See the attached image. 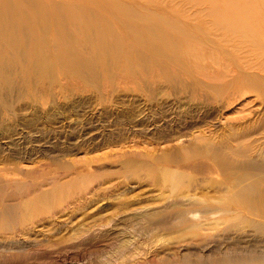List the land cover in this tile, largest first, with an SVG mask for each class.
Listing matches in <instances>:
<instances>
[{
    "label": "rangeland",
    "instance_id": "1",
    "mask_svg": "<svg viewBox=\"0 0 264 264\" xmlns=\"http://www.w3.org/2000/svg\"><path fill=\"white\" fill-rule=\"evenodd\" d=\"M20 1L46 12H0V27L30 20L0 38V264H264L250 223L264 209V58L214 29L203 0ZM191 29L242 93L173 72ZM198 136L247 142L257 159L208 144L229 162L221 177L209 158L189 159ZM166 152L171 163L152 165ZM163 169L196 182L176 187Z\"/></svg>",
    "mask_w": 264,
    "mask_h": 264
},
{
    "label": "bare ground",
    "instance_id": "2",
    "mask_svg": "<svg viewBox=\"0 0 264 264\" xmlns=\"http://www.w3.org/2000/svg\"><path fill=\"white\" fill-rule=\"evenodd\" d=\"M15 2L14 3H12V4H10V3H7L5 0H0V12L2 13V15H10L11 13H15V11H25L28 15H27V18H28V16L30 17V19H31V17L33 18V16L34 15H38L39 13H44V12H46L45 10L46 9H44L43 7L44 6H42L41 4H39V6L37 5V6H31L30 4H28L27 2H25V5H24V3H21V1L20 0H14ZM197 2L198 1H200V0H196ZM203 1H206V2H208V5H209V9H208V13H207V16L209 17V23H210V25L214 28V29H216V30H219V32L221 31L222 32V34L224 35V36H226V37H235L236 39H237V46H240V48L242 47V49L244 48L245 49V47L246 48H248V50H249V52L248 53H252V54H254L255 56H254V58L257 56L258 58H264V0H221L220 1V3H216V1L215 0H203ZM42 3V2H41ZM48 12V11H47ZM127 12V11H126ZM49 15H50V13H49ZM129 15V14H128ZM7 18V17H6ZM10 18V17H9ZM126 18V17H125ZM127 18H129V16L127 17ZM134 18V17H133ZM14 19V18H13ZM16 19H19V18H16ZM15 19V20H16ZM32 20V19H31ZM7 21H8V18H7ZM12 21V20H11ZM27 21H30V20H27L26 18L23 20H21V18L19 19V20H17V21H14V22H10V21H8L7 22V24L6 25H4L3 27H0V38H3V37H5V36H7L8 35V33H9V31L10 30H12V29H14V28H20V27H22V28H25V27H28V22ZM9 22H10V24H9ZM32 22H33V20H32ZM11 23H12V25H11ZM120 23H122L123 24V26H126V24H125V22L123 21V20H121L120 21ZM26 24H27V26H26ZM6 26V27H5ZM169 27V26H168ZM171 28H173V27H171ZM200 28V26H198V28H196V29H198L199 31L201 30V28ZM5 30V31H4ZM192 30V32H193V30L195 31V29H191ZM198 31V32H199ZM4 33V34H3ZM202 33H203V31H202ZM180 34V33H179ZM195 34L197 35V33H196V31H195ZM203 35H204V33H203ZM180 36H182V39L180 40V41H178V42H181V50L180 51H182L181 52V54H182V58H183V60L179 63H176V62H174L173 60H171V64L170 65H172V67H171V69L172 70H174L173 72H175L176 73V71H175V69H176V67L175 66H177V69H178V67H180V71H186V73H188V74H192V72L194 71L195 72V74L196 75H199L200 77L202 76V78L204 77L205 78V80H209V82L211 81L212 82V84H213V82H216V84H215V86L217 85V82H218V84H220V83H222L221 81L222 80H224L225 79V77H227L226 76V74L230 71V69H228L227 68V71H226V67H228V66H226L227 64H225V66L223 65H221V64H223V63H228V62H226L227 60L225 59V58H227L229 55H230V52L228 53L229 55H227V57H226V54H224L223 55V51H222V49H221V53H220V55L222 54L223 56H222V60H223V58L226 60L225 62H223V63H220L221 62V60H217V58H215L217 55H218V46L216 47L217 48V51L215 50L214 52H217V53H215L216 55L215 56H213L212 55V53L211 52H213V50H211L210 51V53L209 52H207V53H205L204 52V49L202 50V47H201V49L199 48L200 46L196 43V41L199 43V42H202V45L203 46H205V44H208L207 43V39L205 38V37H202L201 36V34L200 35H197L198 36V39H199V37L201 36V38H205L206 40V42L203 40H199L198 41V39H196L195 38V35L193 34V33H186L185 31L184 32H181V34H180ZM223 36V37H224ZM99 37H102V36H99ZM134 38V37H133ZM133 38H131V39H133ZM181 38V37H180ZM179 38V39H180ZM234 38V39H235ZM226 39V38H225ZM232 40V39H231ZM134 43H136L137 42V39L136 40H132ZM228 42H230V41H228ZM211 43V42H210ZM235 43V42H234ZM197 44V45H196ZM200 44V43H199ZM201 45V44H200ZM9 46H11V45H9L8 44V47ZM165 46H169V48H170V44L169 45H166V43H165ZM198 46V47H197ZM214 46H215V44H214ZM214 46H212L211 48H213ZM220 46V45H219ZM35 47H37V46H35ZM35 47H34V49H35ZM206 47V46H205ZM222 47H224V46H222ZM221 46L219 47V48H222ZM229 47H233V46H229ZM206 48H208V47H206ZM215 48V47H214ZM240 48H238V49H240ZM168 49V48H167ZM166 49V50H167ZM210 49V48H209ZM234 49V48H233ZM232 49V50H233ZM241 49V50H242ZM169 51H172V53H173V50H172V48H171V50L170 49H168ZM208 50V49H207ZM236 50V49H235ZM209 51V50H208ZM230 51V50H229ZM174 52H176L178 55H179V60H180V54L177 52V51H174ZM225 52V51H224ZM233 52V51H232ZM244 52V51H243ZM246 52V51H245ZM169 53V52H168ZM171 53V55H173ZM175 53V54H176ZM241 53V52H240ZM247 53V52H246ZM245 54V53H244ZM243 54V55H244ZM219 55V56H220ZM246 55V54H245ZM244 55V56H245ZM218 56V57H219ZM172 57H174V56H172ZM171 57V58H172ZM248 57V56H247ZM253 56H251V58H252ZM175 58H177V55H176V57ZM220 58V57H219ZM243 58V57H242ZM258 58H257V60H258ZM232 59V58H231ZM230 59V60H231ZM246 59V58H245ZM245 59H243V60H245ZM253 59V58H252ZM175 60H177V59H175ZM229 60V61H230ZM255 60V59H254ZM178 61V60H177ZM207 61V62H206ZM263 61V60H262ZM261 61V59H260V63H262V65H263V63L264 62H262ZM203 62H205L206 64H203ZM231 62V61H230ZM248 62V61H247ZM235 63V62H234ZM233 62H231L230 64L232 65V64H234ZM179 64V65H178ZM246 64V63H245ZM259 64V63H258ZM261 65V66H262ZM181 66L184 68V69H182L181 70ZM212 66H214V68L215 69H213L212 68ZM236 66V65H235ZM175 67V68H174ZM207 67V68H206ZM229 67H231V66H229ZM233 68H234V66H232ZM231 67V68H232ZM237 68L239 67V69L238 70H241L240 69V67L241 66H236ZM212 68V69H211ZM259 68H261V67H259ZM258 68V69H259ZM235 69V68H234ZM250 69V68H249ZM263 68H261L260 70H262ZM171 70V71H172ZM229 70V71H228ZM233 70V69H232ZM230 71V77H231V72L233 73V72H235V71ZM237 70V71H238ZM248 70V69H247ZM170 71V72H171ZM226 71V72H225ZM242 71V70H241ZM244 72H245V70H243ZM242 71V74L244 73ZM172 72V74H174ZM182 72V73H183ZM262 72H264L263 70H262ZM235 73H237V72H235ZM238 73H240V71H238ZM246 73V72H245ZM234 74V73H233ZM183 75V74H182ZM228 75V74H227ZM239 75V74H238ZM237 75V77H240V78H242L241 77V75L240 76H238ZM245 75V74H244ZM170 76V75H169ZM174 76H175V74H174ZM188 76V75H187ZM190 76V75H189ZM229 76V75H228ZM236 77V78H237ZM246 76H243V79L245 78ZM193 77L191 76V79H192ZM187 79H190V78H187ZM195 79V78H194ZM193 79V80H194ZM197 79V78H196ZM195 79V80H196ZM232 80L230 81L229 80V82H225V81H228V80H225V81H223V85H222V87H221V89L223 88V90H225L226 91V88L228 89L229 87H234V90L236 89V88H238L239 89V85H240V83L242 82L241 80L242 79H240V80H238L237 82H236V80H235V78H233V76H232V78H231ZM238 79V78H237ZM246 79V78H245ZM244 79V80H245ZM199 80V79H198ZM220 82V83H219ZM247 82V81H246ZM253 82V81H252ZM255 82H256V80H255ZM255 82H253L254 84H256ZM243 83V82H242ZM241 83V84H242ZM250 83V82H249ZM252 83V86H250V89L252 90V91H255L256 93L258 92V91H256L257 89V84H260V83H258L257 82V84H256V86H254V84ZM248 85H250V84H248ZM241 86H244V84H242ZM241 86H240V89H241ZM259 86H261V85H259ZM208 87H211V86H208ZM216 87H218V86H216ZM219 87H220V85H219ZM247 87V86H246ZM252 87V88H251ZM256 87V88H255ZM249 88V87H248ZM213 89H214V85H213ZM240 89L239 90H237L236 89V91H238V92H241L242 93V91H240ZM246 89V88H245ZM263 90H264V88H262ZM262 89H260L261 91L259 92V94H260V97H261V99H263L264 98V91L262 90ZM218 90V89H217ZM216 90V91H217ZM233 90V91H234ZM243 90V89H242ZM247 90V89H246ZM245 90V91H246ZM259 90V89H258ZM215 91V90H214ZM219 91V90H218ZM217 91V94H219V92ZM248 91V90H247ZM231 92V91H230ZM245 93V92H244ZM222 94H224V93H222ZM222 94H219L221 97H222ZM236 94H238V93H236ZM227 95V94H226ZM258 95V94H257ZM218 96V95H217ZM229 97V96H228ZM231 97V96H230ZM258 97V96H257ZM260 97H258V98H260ZM236 100V99H235ZM226 101V100H225ZM224 101V102H225ZM223 102V103H224ZM227 102V101H226ZM228 102H230V101H228ZM222 105V104H221ZM224 105V104H223ZM262 110V109H261ZM240 121V120H239ZM250 121V120H249ZM232 125V124H231ZM245 125V124H244ZM233 129V128H232ZM241 130V129H240ZM247 131V130H246ZM240 132V131H239ZM228 135V134H227ZM238 136V135H237ZM240 136V135H239ZM232 137H234V136H232ZM245 137V136H244ZM247 137V136H246ZM250 137V136H249ZM237 139H240V137L238 138L237 137ZM212 140V139H211ZM250 143V142H249ZM259 143V142H258ZM208 144H210V145H212V146H214L215 148L214 149H217V150H230L231 151V155H232V158L234 159V160H237V159H239V158H248L249 160L250 159H252L253 158V160L257 157L256 155V157L255 156H253V154L251 153V154H248L247 152L249 151L248 149L250 148L249 146H250V144H248L247 142L246 143H243V142H241V143H239L238 145H239V147H237V146H233L232 145V141L230 142V141H218V142H211V143H209V141L207 142L206 141V138H203V137H201V136H198V137H196L195 138V141L192 143V145H193V150H192V153H191V158H189V159H196V158H202V157H206V158H209L214 164H215V168H216V170H217V172L219 173V175L221 176V177H223V176H225V174H226V168L228 167V164H229V162L226 160V158L224 159L223 157H220V156H216V155H212V156H210V155H208L209 153H208V147L209 146H207ZM211 146V147H212ZM253 147V146H252ZM256 147V146H255ZM213 149V150H214ZM239 149H240V152H239ZM253 150V149H252ZM254 151V150H253ZM239 152V153H238ZM242 152V153H241ZM255 152V151H254ZM264 152L263 151H261V153H256L258 156H259V158L258 159H261L260 161H263V159H264V154H263ZM170 157H171V154L169 153V152H166V153H163L162 155H160V156H158L157 158L155 157L154 158V160H152V165H154L153 164V162L154 163H171L172 162V159H170ZM257 159V158H256ZM230 160V159H229ZM232 161V160H231ZM244 173V172H243ZM159 174H161L162 176V178H163V181L164 180H166L167 182H171V183H174V185L177 187V185H179V183H180V181H182V180H185L186 181V183L189 185V184H192V183H194V182H196V180L195 179H193L192 177H189V176H184V175H182V174H180L179 172L177 173V171L175 172H172V173H169L168 174V172L165 170V169H163V170H161L160 171V173ZM236 174V173H235ZM251 175V174H250ZM247 177V176H246ZM245 176L244 177H240V179H239V183L240 182H244V181H248V179L246 178ZM238 178V177H237ZM252 179V178H251ZM217 181V180H216ZM236 181H238V180H236ZM204 182V181H203ZM208 182V181H207ZM218 182V181H217ZM221 182V181H220ZM185 183V184H186ZM210 185H208V187H206V188H213V186L214 185H216V187L218 186V188L220 187V185H223L222 183H216V182H212V181H210ZM229 184H227L228 186H232L233 187V185H235L234 184V182H228ZM238 183V184H239ZM186 184V185H187ZM209 184V183H208ZM237 184V183H236ZM244 184V183H243ZM258 184V183H257ZM173 185V186H174ZM224 185H225V183H224ZM240 185V184H239ZM254 185V184H253ZM193 186V185H192ZM196 186V185H195ZM248 186H249V184H248ZM256 186V185H255ZM191 187V186H190ZM245 187V186H244ZM203 188V187H202ZM252 188H254V187H252ZM253 191V190H252ZM247 197H249V196H247ZM248 199V198H247ZM251 198L249 197V200H246V201H244V202H241V203H243V205H241L243 208H244V210H247V209H250L251 210V208H254L253 207V205H252V203L254 204L255 202H257L256 200H255V196H254V199H252V200H250ZM241 200H243V199H241ZM260 200V199H259ZM232 201V200H231ZM262 201V200H261ZM240 202L238 203V204H241ZM263 203H264V201H263ZM256 204V203H255ZM262 204V203H261ZM230 205V204H229ZM229 205L227 206V209H229V208H231L232 209V207L234 208V206H232V207H229ZM233 205V204H232ZM258 205H259V203H258ZM225 206V205H224ZM241 206H239V207H241ZM257 206V205H256ZM255 206V207H256ZM189 207V206H188ZM198 207H199V204H197V202L194 204V203H192L191 205H190V208L188 209V211L186 212V214H190V215H193V217H195L196 215V213H195V211L196 210H198ZM241 207V208H242ZM264 207V206H263ZM243 208H242V210H243ZM262 207L260 206V209H261ZM211 210V209H210ZM216 210H217V208H216ZM254 210H256V209H254ZM258 210H259V206H258ZM233 211V210H232ZM235 211V210H234ZM252 211V210H251ZM250 211V212H251ZM213 213L211 214V215H214V214H217V213H214V212H216L215 211V208H214V210L212 211ZM254 214H252L253 216H255V217H258V218H260L261 220L260 221H255V220H251V225L253 226V228L255 229V231L256 232H258V233H261V234H263L264 235V209H261V212H259V213H255L254 211H252ZM258 212V211H257ZM183 213V212H182ZM183 219V218H182ZM200 224V223H199ZM196 227V226H195ZM195 227H192V228H195ZM199 227V226H198ZM197 227V228H198ZM191 229V228H190ZM127 246V245H126ZM258 259V258H257ZM259 260V259H258ZM256 261V260H255ZM260 261L261 262H264V257L262 256V258H260ZM260 261H258V262H260ZM223 264H227L228 262L225 260L224 262H222Z\"/></svg>",
    "mask_w": 264,
    "mask_h": 264
}]
</instances>
